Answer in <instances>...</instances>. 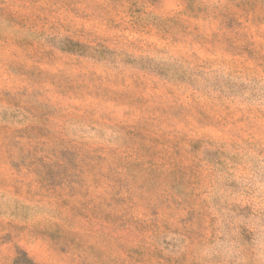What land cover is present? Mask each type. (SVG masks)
Segmentation results:
<instances>
[{"label":"rangeland","instance_id":"374dc122","mask_svg":"<svg viewBox=\"0 0 264 264\" xmlns=\"http://www.w3.org/2000/svg\"><path fill=\"white\" fill-rule=\"evenodd\" d=\"M0 264H264V0H0Z\"/></svg>","mask_w":264,"mask_h":264}]
</instances>
